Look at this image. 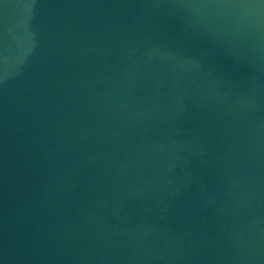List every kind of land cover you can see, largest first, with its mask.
Segmentation results:
<instances>
[{
	"label": "water",
	"instance_id": "water-1",
	"mask_svg": "<svg viewBox=\"0 0 264 264\" xmlns=\"http://www.w3.org/2000/svg\"><path fill=\"white\" fill-rule=\"evenodd\" d=\"M0 264H264V0H0Z\"/></svg>",
	"mask_w": 264,
	"mask_h": 264
}]
</instances>
